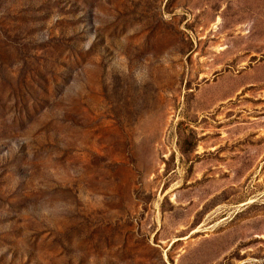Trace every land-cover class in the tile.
<instances>
[{
    "label": "rangeland",
    "instance_id": "1",
    "mask_svg": "<svg viewBox=\"0 0 264 264\" xmlns=\"http://www.w3.org/2000/svg\"><path fill=\"white\" fill-rule=\"evenodd\" d=\"M0 264H264V0H0Z\"/></svg>",
    "mask_w": 264,
    "mask_h": 264
}]
</instances>
